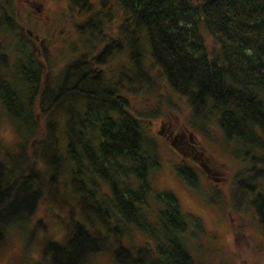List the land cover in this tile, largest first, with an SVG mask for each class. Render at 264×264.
Segmentation results:
<instances>
[{"label": "trees", "instance_id": "16d2710c", "mask_svg": "<svg viewBox=\"0 0 264 264\" xmlns=\"http://www.w3.org/2000/svg\"><path fill=\"white\" fill-rule=\"evenodd\" d=\"M65 1L87 48L55 70L46 40L0 0V253L17 228L26 248L42 245L37 264H201L183 233L203 220L154 190L159 109L130 98L168 92L162 78L203 135L215 121L238 145L232 207H253L264 232V0ZM20 27L24 48L8 34ZM177 172L197 185L196 168ZM45 203L55 225L38 217L28 230Z\"/></svg>", "mask_w": 264, "mask_h": 264}, {"label": "rangeland", "instance_id": "374dc122", "mask_svg": "<svg viewBox=\"0 0 264 264\" xmlns=\"http://www.w3.org/2000/svg\"><path fill=\"white\" fill-rule=\"evenodd\" d=\"M4 1L17 16L16 24L23 22L34 35L46 40L55 70L78 51L87 48L74 27L76 16L73 17L67 1ZM112 5L115 11L121 10L116 2ZM18 31L8 30V34L13 36L19 48H24L21 27ZM207 38L209 43L213 41L209 34ZM165 80L162 78L161 81L168 92L130 96L134 108L143 112L153 107L159 109L150 117L147 127V133L159 141L162 156L161 166L154 174V190H173L182 209L203 220L205 231L190 224L183 233L201 264H264V232L253 207L245 206L239 213L232 207L234 175L242 164L241 159L235 158L232 152L238 145L226 140L223 130L215 121L207 123L211 133L203 135L200 128L190 122L192 108L186 97L172 91ZM1 137L4 143L14 141L15 132L11 122L6 121L2 126ZM183 162L196 168L197 185H191L178 174L177 167ZM101 186L105 188L104 183ZM148 202V210L151 211L150 206L155 203L153 197ZM50 211L48 203L41 205L26 228L29 230L38 217H45L48 223L54 224ZM240 225L243 235L237 238L235 232ZM25 239L23 231L11 229L1 246L0 264H37L42 245L28 249ZM98 261L107 264L109 257L106 255Z\"/></svg>", "mask_w": 264, "mask_h": 264}]
</instances>
